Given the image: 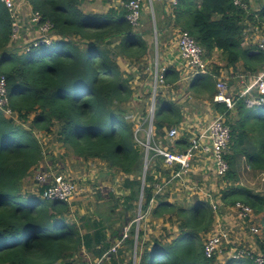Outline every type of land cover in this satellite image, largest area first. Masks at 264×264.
<instances>
[{"label": "trees", "instance_id": "trees-1", "mask_svg": "<svg viewBox=\"0 0 264 264\" xmlns=\"http://www.w3.org/2000/svg\"><path fill=\"white\" fill-rule=\"evenodd\" d=\"M27 2L40 15L39 24L49 23L53 39L50 44L38 43L20 53L12 44L14 19L0 0V78H4L7 91L6 106L0 108V264H58L82 250L101 259L111 247L101 223L70 222L69 204L44 200L23 189V181L34 174L45 157L35 132L51 133L54 127L58 141L76 160H98L126 176L122 190L128 194L118 196L128 204L125 208L140 199L143 187L142 212L151 208L153 218L175 219L178 236L144 247L138 264H254L249 259L219 263L217 256L205 257L203 243L215 223L209 201L197 196L184 208L162 197L164 193L156 194L155 185L169 171L161 173L162 158L152 150L148 151L143 181L145 151L136 140L132 114L123 107L133 95L130 81L134 76H124L119 60L141 66L138 71L144 74L147 66L143 59L152 48L141 27L129 24L127 10L85 14L78 0ZM259 16L264 18V9ZM173 18V26L188 32L204 49L206 58L218 50L226 67L244 61L250 72L264 71V52L257 47L242 48L243 24L253 17L234 6L232 0H179ZM211 73L217 74V68ZM211 73L197 75L187 92L214 102L216 81ZM165 75L168 84L180 78L173 65ZM261 101L259 106L247 107L245 98H237L234 120L225 104L214 102L213 107L230 128L229 170L220 179L225 186L218 196L229 207L241 202L252 209L261 230L257 242L264 248V192L240 186L237 176L242 159L249 170L264 172V97ZM5 110L10 111L9 116ZM139 116L147 127V109ZM183 120L177 99L156 97L155 135L150 146L171 147L166 133ZM174 145L186 150L189 134L183 133ZM158 173L161 177L156 178ZM42 190L40 187L39 193ZM143 235L142 229L132 226L124 244L138 248Z\"/></svg>", "mask_w": 264, "mask_h": 264}, {"label": "rangeland", "instance_id": "rangeland-1", "mask_svg": "<svg viewBox=\"0 0 264 264\" xmlns=\"http://www.w3.org/2000/svg\"><path fill=\"white\" fill-rule=\"evenodd\" d=\"M14 3L16 5V13L14 15L15 23L13 24V34L16 33V38H14L12 44L15 48L21 53L23 51L28 52L31 49V46H35L34 44L38 41L40 42L42 39H46L47 43H50L53 38L49 33H43L41 31L42 27L37 23L31 22V16L34 14V11L27 0H14ZM153 5L154 22L156 27H158V11L154 3ZM146 6L148 7L147 4ZM14 25L17 26V32L14 31ZM147 30L150 34L149 44L151 49L154 43L152 38L155 35L157 36V32H153L150 21L149 29ZM263 34L264 32H261L259 35ZM159 39L160 38H158L157 41V47L154 48V57L157 55L160 59L159 62L162 63V52ZM146 57L145 60L143 59V65H146L148 68L153 57V49L150 50V53ZM119 64L121 70L125 74L124 76L129 74H133L134 76L130 81L133 95L123 107L131 114H137V116L142 115L146 112L147 107H149L152 97V81L149 72L146 68L144 74H140L138 70H140L141 66L133 63L119 60ZM214 69L215 67L212 68V70ZM164 98L166 99V97ZM7 112L9 111L7 110ZM6 115L9 116L7 113ZM26 126L28 127L29 123H26ZM35 134L42 143L46 154L44 159L46 165L42 164L43 160L41 163L44 165L42 170L55 175H65L68 178L71 177L78 187V192L69 204L70 212L68 213L67 218L70 222L76 223L77 225H84L88 220L91 221L88 223L89 225H92V222L101 223L105 227L106 240L110 241L111 246L116 240L122 238H118L121 234L122 236L125 233L127 235L132 226H135V229L139 228L143 230L144 235L141 238L138 248H136V245L131 247L123 242L119 250L114 255H111L105 263L101 264H138L139 255L144 247L151 245L155 240L167 243L178 236L179 232L175 219L170 221L167 218H153L150 215L151 208L148 212L143 213L140 208L139 200L132 203L131 208H125V205L127 207L128 204H125L123 200L118 198V196H124L120 194V191L123 188L126 176L119 174L116 171L107 175L103 169L104 163L98 160H76L72 153L69 152L60 141H58L55 127L51 133L43 134L35 132ZM140 147L145 151V146ZM240 166L241 169L238 171L237 175L239 185L253 192L263 193L264 172L260 173L248 170L244 162H242V164L240 162ZM196 172L198 173L193 172L190 174V177L188 178L189 182L183 181L173 183L167 190H165L162 197L186 208L194 202L197 196L200 197L198 190L190 188L193 186H199L201 187L200 189L208 191L215 199H217L219 197V189L224 187L225 183L216 180L210 171L205 172V175H202L201 170H197ZM83 178L88 180L83 181ZM23 185L25 191H36L28 178L23 181ZM221 203L222 206L220 207L218 215L220 217L232 216L231 219H228L229 222L240 224L244 231H248L247 228L249 223H242L236 220L233 217V213L227 209L230 205L225 204L223 201H221ZM228 221L226 222L224 220L222 224L227 230H230L231 228L228 226ZM252 221V224L258 226L257 217H254ZM230 234L231 237L229 239L232 241L235 239L236 233ZM249 245H251V243H247L244 246L249 247ZM231 246L233 245H226L222 254L217 257L219 263H224L228 260V255H226V253H229L228 249ZM96 249H98V247H96ZM98 261H100V259L96 258L92 252L82 250L80 253L75 254L72 259L63 260L58 264H66L69 262L73 264H97Z\"/></svg>", "mask_w": 264, "mask_h": 264}, {"label": "built area", "instance_id": "built-area-1", "mask_svg": "<svg viewBox=\"0 0 264 264\" xmlns=\"http://www.w3.org/2000/svg\"><path fill=\"white\" fill-rule=\"evenodd\" d=\"M5 6L8 8L11 16L14 18L16 13V5L14 0H1ZM179 0H168L169 10L174 12L178 5ZM233 5L247 11L248 4L246 0H232ZM124 8L127 10L126 19L133 28H137L140 25L141 19V0H129L124 4ZM32 21L37 23L42 27L41 31L43 33L50 31L51 26L49 23L39 24L40 15L37 12H33ZM173 17V16H172ZM15 23V20H14ZM15 26V32L18 31L17 26ZM44 26V27H43ZM16 38V33L12 35V39ZM41 44L47 43L46 39L36 42ZM177 45V57H176V67L180 68L181 74L179 81H184L189 78L192 80L197 75H206L211 73L210 62L205 57V51L202 49L194 40V38L186 31L179 30L176 40ZM157 47V40L153 43V57L150 61V66L147 68L149 75L151 77V88L152 97L147 107V127H143V122L139 120L136 114H132L130 121L134 122L135 136L137 137V142L145 146L146 149L152 150L156 156L162 158L161 173L163 171H169L166 177H162V181L155 185V193H164L173 183L175 182H189L188 178L190 174L194 172L195 164L201 163L202 171V156L206 159L209 166L204 167L206 171H210L216 180H220L229 170V163L227 156L229 152V142H230V128L226 123V120L222 114L217 115L206 127H195L194 130L189 131L186 126L180 124L170 128L165 136L167 142L171 144V147L165 145H154L150 146V142L154 137L153 130V119L155 113V102L156 97L164 98L167 91L170 89L171 84L166 81L165 72L169 67V64L160 63V59L156 55L154 57V48ZM257 48L264 52V35L260 38L257 43ZM154 59V60H153ZM180 73V72H179ZM191 80V81H192ZM227 85L221 81L216 83V94L213 98L214 102L225 104L228 110H231L234 106L233 101L227 97ZM252 92L255 93L252 94ZM248 98H246V104L249 107L259 106L261 104V99L264 97V71L257 74L255 79L246 89L245 93ZM175 94L172 93L170 97H166L169 100H175ZM7 103V91L6 82L4 78H0V108H4ZM9 111V110H8ZM5 113L10 114V111ZM152 124V125H151ZM186 132H190L189 135V146L186 150H179L174 142ZM161 173H158L156 178L161 177ZM34 181L38 188L42 187L43 190L38 195L48 201H58L70 204L75 194L78 192V187L76 182L65 175H55L48 173L46 171L38 168L34 171L32 175ZM195 188L200 194V198H206L215 214V223L213 230L206 236L203 248L204 255L206 258H212L213 256L219 257L225 246L232 244L226 253L228 259L241 260L249 259L254 264H264V248H257L254 245L245 247L242 243H236L235 240L230 241L231 230H227L221 219L223 216H219V210L222 206L220 197L215 199L208 191L200 189L199 186H193L190 189ZM202 190V191H201ZM151 203H154L152 200ZM233 213V217L242 222L249 223L247 233L252 239H255L261 235V230L259 226L252 224L254 218L252 209L241 203L236 202L232 207H228ZM126 233L123 234L121 239L116 240L113 245L102 255L100 261L108 260L111 255H114L122 243L126 239ZM136 238V237H135Z\"/></svg>", "mask_w": 264, "mask_h": 264}, {"label": "crops", "instance_id": "crops-1", "mask_svg": "<svg viewBox=\"0 0 264 264\" xmlns=\"http://www.w3.org/2000/svg\"><path fill=\"white\" fill-rule=\"evenodd\" d=\"M246 1L248 4V9L246 12L249 16H252L253 19L252 20L246 19L243 24L244 30H243L242 48L244 50H249L257 47L258 41L264 35V34L259 35L261 32H264V18H261L259 16L261 11L264 9V0H246ZM78 2H79L80 10L85 14H89V13L105 14L110 9L121 10L124 8V4H125L124 0H78ZM153 3L155 4L158 11V23H157L158 27H156V24L154 22ZM146 4L148 5V7L146 6ZM168 8H169L168 0H141V19H140V26L138 27H141V31L144 32L143 37L149 45L150 34L148 33L147 29H149V21H150V25L152 27L153 32H157V36L155 35L152 39L155 41V37H156V40L158 41V38H160L159 43L162 52L161 53L162 63L165 65L166 64L173 65L175 69H177L180 72L179 75H182L180 68L178 66L177 67L175 66L177 65L176 40L179 29L173 26L174 12L170 11ZM252 52H254V50H252ZM146 58L147 57H145L144 60ZM207 60L211 63L210 64L211 71L213 67L217 68V74L211 73L216 83L218 81H221L227 85L228 88L227 97L231 101H233V103H235V100L237 98H245V103H246V98H248V95L243 93H245L246 89L249 87V85L255 79L256 75L259 73L250 72L249 70H247L244 61L238 62L233 67H226L225 61L218 50H214L211 56L207 58ZM191 80L192 78H189L187 80L178 81L174 84H171L170 89L165 94V97H170L172 93H175L174 95L175 99H177V102L181 105V112L184 118L181 124L186 126L189 131L194 130L195 127H202L203 129L217 115L220 114L213 107L214 102H211L204 97H202V99H198L187 92L186 89H188ZM252 94L255 95L254 92H252ZM246 106L249 107L247 104ZM234 108L235 106H233L231 109V118H233V120L237 118V113ZM186 133L190 135V132H186ZM203 158L204 157L202 156V175H205V172L207 171L204 169V167L206 166L211 167V166L207 165L208 164L207 160ZM240 162L241 164L242 162H244L246 168L248 169L247 163L244 159L240 160ZM42 164L46 165V161L44 160ZM42 164H40L38 167L41 170L43 169L44 166ZM103 166H104L103 169L107 173V175L115 171L114 169H110L105 163ZM195 168H194V172L198 173L196 171L201 170V163L195 164ZM240 169L241 166L240 168H238V170L240 171ZM28 179L31 181L32 185L35 187L34 190L36 191L29 190L27 192L38 195L39 188L37 187L36 182L34 181L32 175ZM86 180L88 179L83 178V181ZM23 189L25 190L24 185H23ZM124 192H125L124 194L126 195L127 194L126 191ZM228 210L232 212L231 209ZM231 217L232 216L229 217L223 216L221 222H223L224 220L227 222L228 219H231ZM228 226H230L231 228L230 229L231 233L233 234L236 233L235 239L233 240H235L236 242H240L243 245H246L247 243H251V245H254L257 248H261L259 246V243L257 242L258 239L257 238L252 239L250 235L247 233V231H244L243 227H241L240 224H235L228 221ZM234 229H235V233H234Z\"/></svg>", "mask_w": 264, "mask_h": 264}, {"label": "water", "instance_id": "water-1", "mask_svg": "<svg viewBox=\"0 0 264 264\" xmlns=\"http://www.w3.org/2000/svg\"><path fill=\"white\" fill-rule=\"evenodd\" d=\"M147 159H148V150L146 149V151L144 152V163H143V170H142L143 181H144V177L146 175V170H147ZM142 193H143V187L141 189V194H140V199H139V201H140V208H141V203H142ZM120 194L121 195H124V190H121L120 191Z\"/></svg>", "mask_w": 264, "mask_h": 264}]
</instances>
